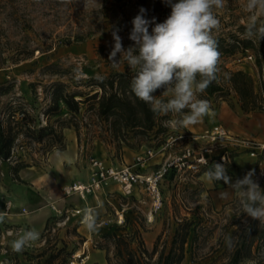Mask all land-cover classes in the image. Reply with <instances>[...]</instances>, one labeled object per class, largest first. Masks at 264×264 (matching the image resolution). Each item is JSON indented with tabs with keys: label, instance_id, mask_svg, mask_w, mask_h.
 Instances as JSON below:
<instances>
[{
	"label": "rangeland",
	"instance_id": "1",
	"mask_svg": "<svg viewBox=\"0 0 264 264\" xmlns=\"http://www.w3.org/2000/svg\"><path fill=\"white\" fill-rule=\"evenodd\" d=\"M246 3L247 0H226L224 8L213 9L220 20V27L213 30V35L225 45L234 43L235 37L247 38L243 34L252 15L258 23H264V13L250 14ZM165 6V9L169 7ZM141 8L146 9L147 19L162 16L161 7L151 0H0V118L15 130L23 128L7 162L47 169L53 163L52 158L58 156L57 150L66 154L74 145L75 156L67 154L74 160L67 163L75 166L78 181L87 183L91 158L120 166L129 150L142 152L140 156H144L147 149L164 142L172 132H198L175 123L173 127L169 121H175L177 116L169 113L160 115L158 126L147 136L130 134L127 142H119L113 138L108 123L98 116V99L85 102L96 93L103 95L98 82H107L113 75L128 71L133 76L125 61L115 67L108 61L114 44L111 30L118 27L123 46L132 45L131 21ZM170 13L165 14L164 20ZM251 39L255 50L225 59L224 64L231 71H244L253 77L256 91L263 95V109L256 111L264 112L261 84L264 83V40ZM26 50L34 51V56L23 60ZM257 56L263 61L261 71L256 64ZM53 83H63L66 92L81 95L77 100L84 103L79 114L70 113L61 103L58 115H45L52 105ZM154 95L165 101L172 97L171 92ZM198 98L205 97L198 94ZM208 101L214 113L222 102L232 109H242L237 94L228 87L224 95L210 97ZM23 113L30 116L27 122L23 121ZM216 124L220 123L203 129ZM25 127H50L60 134L61 141L50 145L46 137L43 143H38L31 135L26 136ZM160 127L163 131L157 135L155 132ZM176 179L162 184L163 209L153 217L146 193L132 196L122 190L113 191L108 195L111 201L98 209L96 232H89L80 224V216L73 213L80 209L81 197L67 195L65 189L67 206L48 222L40 232L39 241L17 253L10 242L18 236L9 235L3 240L0 234V264H45L51 256L56 257L53 264H120L115 236L125 237L141 264H156L162 252L169 253L178 228L186 220L192 225L182 264H229L238 250L242 252V264H264L260 255L264 252V223L242 214L239 199L214 210L209 205L210 198L201 195L193 178ZM229 233L236 238L231 248L224 243V235ZM120 247L126 256V246L120 244ZM144 249L149 255L143 254Z\"/></svg>",
	"mask_w": 264,
	"mask_h": 264
},
{
	"label": "clouds",
	"instance_id": "2",
	"mask_svg": "<svg viewBox=\"0 0 264 264\" xmlns=\"http://www.w3.org/2000/svg\"><path fill=\"white\" fill-rule=\"evenodd\" d=\"M164 3L171 8V13L161 23H157L155 17L145 18L146 9L139 10L131 21L133 27L129 39L133 44L127 48L118 34L120 29L113 27L114 44L108 61L114 67L121 61L127 63L134 73L130 81L131 92L149 105L154 114L166 116L173 113L177 119L169 122L187 127L199 123L212 111L210 102L198 98V94L204 93L217 80L221 53L213 30L219 29L220 20L213 9L224 8L226 0H164ZM246 9L250 14L264 13V0H247ZM243 35L264 40V23H258L252 15ZM162 88V95L172 93L167 101L153 95ZM56 154L61 155L59 150ZM222 160V163H212L204 176L211 181L222 180L237 194L242 214L264 223V189L255 179V169L233 182L226 167L230 162L225 157ZM98 219L96 209L84 210L82 223L89 232L97 231ZM4 221L5 214L0 212V223ZM40 238L36 229H26L10 242V246L14 252L20 253ZM235 240L230 233L224 235L228 248L234 246ZM260 255L264 257V252Z\"/></svg>",
	"mask_w": 264,
	"mask_h": 264
},
{
	"label": "crops",
	"instance_id": "3",
	"mask_svg": "<svg viewBox=\"0 0 264 264\" xmlns=\"http://www.w3.org/2000/svg\"><path fill=\"white\" fill-rule=\"evenodd\" d=\"M219 106L216 113L211 111L199 123L184 128L200 132L204 130L203 128L206 125L220 123L236 135L245 138H255L264 144V112H244L240 108L232 109L226 102L220 103ZM74 150L75 147L73 145L68 150V153L52 158L53 163L47 169L36 166H24L22 162L11 163L0 160V212L5 214V221L0 223V234L3 236V240L10 237L7 233L8 231L19 227L25 229L34 228L42 232L48 222L65 209L68 201L64 193L65 189L72 186V184L80 183L75 166L67 163V160H74V157L71 159L67 155L73 154L75 156ZM177 153L178 150L158 152L155 156L145 160L141 172L143 174H152L161 167L169 156H174ZM140 154L142 152L138 154L130 150L125 152L122 165L135 166L136 158ZM252 169H255V179H257L261 189H264V152L256 158L250 157L247 153L237 155L233 164L228 168V175L234 182ZM89 178L90 172L87 182ZM193 179L196 181L194 184L200 187L201 195L210 198L209 205L214 210H219L239 199L237 194L224 184L222 180L211 181L204 176V172ZM165 181L173 182L178 180L167 177ZM121 190L123 192L119 184L111 183L101 193L81 199L78 207L82 210L94 208L98 211L102 204L105 205L111 201V199H108L109 194L113 191ZM140 193L145 194L144 190L136 187L130 195L140 196ZM8 202L13 204V208L6 212L5 206ZM23 209H26V213L22 212ZM151 216L153 217L154 214H151ZM79 220L80 224L84 225L81 222V217H79ZM123 222L125 220L122 218L121 223Z\"/></svg>",
	"mask_w": 264,
	"mask_h": 264
},
{
	"label": "trees",
	"instance_id": "4",
	"mask_svg": "<svg viewBox=\"0 0 264 264\" xmlns=\"http://www.w3.org/2000/svg\"><path fill=\"white\" fill-rule=\"evenodd\" d=\"M156 7L160 6L162 10V16L156 19L157 23L163 22L165 14L171 12V8L165 9L164 0H151ZM156 9V8H155ZM156 11V10H155ZM218 40L219 51L221 53L220 61L218 64L219 72L217 73V80L214 81L207 90L202 93L204 99L216 96L224 95L225 88L228 87L232 92L236 93L239 102L241 103V108L245 112L262 110L263 109V95L256 91V83L253 77L245 73L244 71H231L227 69L224 64V60L235 57L238 54H246L250 50H255L254 40L249 38H239L235 37V42L232 44L225 45L222 40ZM23 60L30 59L34 56V51L26 50L23 52ZM256 64L260 71L263 69V61L256 57ZM199 78V77H198ZM132 76L130 72L119 73L113 75L107 82H98V87L103 91V95L99 96L98 93L87 98L85 102L98 99V116L108 123L110 132L113 138L119 142H127L130 138L129 135L134 136H147L150 132L158 126V120L160 115L154 114L149 105L145 104L143 101L139 100L131 92L130 81ZM262 84V92L264 94V83ZM52 105L46 111L45 115H58L60 112V104L63 103L67 110L74 115L79 114L80 106L84 102L77 100L81 97L79 94H69L66 92V85L63 83H53L50 86ZM110 90V92L107 91ZM164 89H158L154 94H162ZM167 101V100H166ZM23 121L27 122L30 116L23 113ZM15 119V118H14ZM28 134L31 135L34 141L38 143H43L47 137L48 143L54 145L61 141L60 134L50 128H40L35 129L31 127H25ZM24 130V131H25ZM163 130L161 127L155 132L157 135L161 134ZM23 132L21 127L15 130L10 125H5L4 121L0 118V160L8 161L12 156V150L14 143L19 134ZM163 142L159 143L153 148L159 147ZM171 179L174 178L172 174L169 176ZM192 223L188 220L178 228L175 239L173 241L172 248L169 253L165 255L164 252L160 254V257L156 264H182L184 261V248L187 243V237L189 235V229ZM118 245V258L120 259V264H141V260L137 258L136 253L130 248V244L127 242L125 237L115 236ZM120 244L126 246V256L123 249H121ZM252 245V243H251ZM251 245L249 248H251ZM156 248L154 253H156ZM143 254L149 255L148 250H142ZM242 252L237 251L231 258L229 264H242ZM251 250L249 251V254ZM56 260L55 256H51L45 264H53Z\"/></svg>",
	"mask_w": 264,
	"mask_h": 264
},
{
	"label": "built area",
	"instance_id": "5",
	"mask_svg": "<svg viewBox=\"0 0 264 264\" xmlns=\"http://www.w3.org/2000/svg\"><path fill=\"white\" fill-rule=\"evenodd\" d=\"M174 127V123H171ZM178 150L174 156H169L161 167L152 174H143L142 165L145 160L155 156L158 152ZM264 152V144L255 138H245L232 133L222 124L213 125L201 132L177 131L167 135L164 142L157 148H149L144 156H138L135 166L123 164L120 166L108 164L102 159L91 158L90 178L87 183H75L66 190L67 195L78 194L81 199L89 195H96L105 190L111 183L119 184L123 192L132 194L134 188H141L149 196L152 205L151 214L163 209L164 198L162 184L172 174L174 178H196L211 167L212 163H222L226 158L230 163L241 153H247L256 158ZM13 208L11 202L6 203V212ZM26 213V209L22 210ZM82 217L84 210L73 211ZM25 228L19 227L8 231V235L19 236Z\"/></svg>",
	"mask_w": 264,
	"mask_h": 264
},
{
	"label": "bare ground",
	"instance_id": "6",
	"mask_svg": "<svg viewBox=\"0 0 264 264\" xmlns=\"http://www.w3.org/2000/svg\"><path fill=\"white\" fill-rule=\"evenodd\" d=\"M152 218V217H151Z\"/></svg>",
	"mask_w": 264,
	"mask_h": 264
}]
</instances>
